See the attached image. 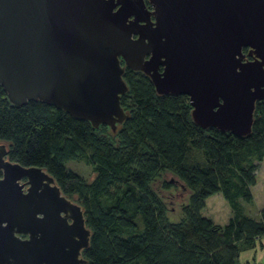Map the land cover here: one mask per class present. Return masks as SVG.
I'll use <instances>...</instances> for the list:
<instances>
[{
	"label": "water",
	"instance_id": "1",
	"mask_svg": "<svg viewBox=\"0 0 264 264\" xmlns=\"http://www.w3.org/2000/svg\"><path fill=\"white\" fill-rule=\"evenodd\" d=\"M125 67L191 118L244 136L264 99V0H0V85L15 105L54 104L97 127L130 116ZM0 142V264H82L81 206Z\"/></svg>",
	"mask_w": 264,
	"mask_h": 264
},
{
	"label": "trees",
	"instance_id": "2",
	"mask_svg": "<svg viewBox=\"0 0 264 264\" xmlns=\"http://www.w3.org/2000/svg\"><path fill=\"white\" fill-rule=\"evenodd\" d=\"M123 79L129 89L120 103L131 115L117 129L118 139L108 125L94 127L49 102L15 105L0 85V142L9 160L46 170L81 206L90 231L82 264H237L240 252L264 236V207L257 220L242 205L253 201L264 158V99L255 104L251 132L239 136L198 126L187 95L158 94L141 71L125 67ZM71 159L90 164L93 179L67 169ZM164 172L189 189L177 221L154 188ZM162 187L176 185L163 180ZM215 193L231 210L224 225L201 213Z\"/></svg>",
	"mask_w": 264,
	"mask_h": 264
},
{
	"label": "rangeland",
	"instance_id": "3",
	"mask_svg": "<svg viewBox=\"0 0 264 264\" xmlns=\"http://www.w3.org/2000/svg\"><path fill=\"white\" fill-rule=\"evenodd\" d=\"M5 144V143H4ZM7 148V146H6ZM197 159H202L197 154ZM67 169H70L86 180H92L95 173L90 164H87L82 159H71L65 163ZM257 182L251 188L254 196L252 202H243L245 212L251 217H255L260 209L264 206V158L259 162L257 168ZM170 181L176 185L170 191H166L162 187V181ZM155 190L163 196L168 208V217L172 221H177L180 217L179 206L183 200H186L189 194V189L184 186L179 179L170 172L162 173L154 183ZM202 215L209 217L214 223L224 225L231 216L229 204L221 193H215L206 198L205 206L201 211ZM131 264H145L144 260L139 259ZM264 264V263H263Z\"/></svg>",
	"mask_w": 264,
	"mask_h": 264
},
{
	"label": "crops",
	"instance_id": "4",
	"mask_svg": "<svg viewBox=\"0 0 264 264\" xmlns=\"http://www.w3.org/2000/svg\"><path fill=\"white\" fill-rule=\"evenodd\" d=\"M256 182H257V179H256ZM253 186L251 188H253ZM253 200H254V196H253ZM242 205H243L244 212H245L244 203H242ZM263 207H260V209L256 213L257 215L253 218L257 220L261 218L260 210ZM245 214L247 213L245 212ZM263 263H264V236H261L256 239L254 246H252L251 248L243 249L240 252L238 260H237V264H263Z\"/></svg>",
	"mask_w": 264,
	"mask_h": 264
},
{
	"label": "flooded vegetation",
	"instance_id": "5",
	"mask_svg": "<svg viewBox=\"0 0 264 264\" xmlns=\"http://www.w3.org/2000/svg\"><path fill=\"white\" fill-rule=\"evenodd\" d=\"M5 146H6V145H5ZM6 149H7V148H6ZM7 153H8V152H7ZM7 153L4 155V157H3V158H4V159H6V158H7V159L9 160ZM1 176H2V173H1V171H0V177H1ZM81 255H82V250H81Z\"/></svg>",
	"mask_w": 264,
	"mask_h": 264
}]
</instances>
